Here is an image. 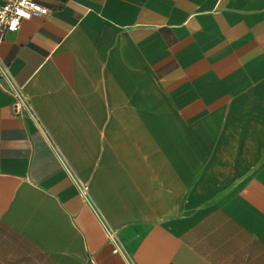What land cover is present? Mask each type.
<instances>
[{"label":"crops","instance_id":"0c3cea01","mask_svg":"<svg viewBox=\"0 0 264 264\" xmlns=\"http://www.w3.org/2000/svg\"><path fill=\"white\" fill-rule=\"evenodd\" d=\"M38 1L0 35L34 110L0 78V264H264V0Z\"/></svg>","mask_w":264,"mask_h":264},{"label":"built area","instance_id":"2783aa9c","mask_svg":"<svg viewBox=\"0 0 264 264\" xmlns=\"http://www.w3.org/2000/svg\"><path fill=\"white\" fill-rule=\"evenodd\" d=\"M47 13V6L38 0H4L0 3V35L16 31L24 19ZM0 78L4 80L5 88L15 96L16 110H23L28 114H34L30 100L24 94L22 88L14 84L8 65L2 59H0ZM77 183L82 195L90 200L87 184L79 179ZM97 212L100 215L98 210ZM113 250L115 251L116 248Z\"/></svg>","mask_w":264,"mask_h":264}]
</instances>
